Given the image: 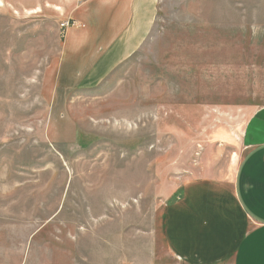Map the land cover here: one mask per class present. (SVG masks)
Wrapping results in <instances>:
<instances>
[{"label": "rangeland", "instance_id": "rangeland-1", "mask_svg": "<svg viewBox=\"0 0 264 264\" xmlns=\"http://www.w3.org/2000/svg\"><path fill=\"white\" fill-rule=\"evenodd\" d=\"M0 1V264H185L165 208L264 141V0H157L141 48L60 104L70 0Z\"/></svg>", "mask_w": 264, "mask_h": 264}, {"label": "crops", "instance_id": "crops-1", "mask_svg": "<svg viewBox=\"0 0 264 264\" xmlns=\"http://www.w3.org/2000/svg\"><path fill=\"white\" fill-rule=\"evenodd\" d=\"M70 3L53 71L59 104L67 91L97 88L130 59L149 37L157 12V0ZM255 129L264 138L263 115L257 114ZM175 197L162 225L174 258L185 264H264V141L246 150L229 180L195 179Z\"/></svg>", "mask_w": 264, "mask_h": 264}, {"label": "bare ground", "instance_id": "bare-ground-1", "mask_svg": "<svg viewBox=\"0 0 264 264\" xmlns=\"http://www.w3.org/2000/svg\"><path fill=\"white\" fill-rule=\"evenodd\" d=\"M2 3H1V1H0V5H1Z\"/></svg>", "mask_w": 264, "mask_h": 264}]
</instances>
